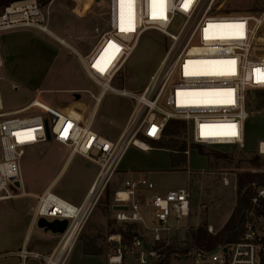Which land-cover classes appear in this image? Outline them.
<instances>
[{"label":"built area","instance_id":"obj_1","mask_svg":"<svg viewBox=\"0 0 264 264\" xmlns=\"http://www.w3.org/2000/svg\"><path fill=\"white\" fill-rule=\"evenodd\" d=\"M95 2L105 9L103 28L87 54L74 53L102 95L110 91L133 103L116 140L98 134L90 125L37 98L22 107L4 110L0 96V201L30 194L24 186L21 161L29 148L40 144L54 141L65 147L69 155L83 156L98 167L91 188L79 205L49 189L35 196L32 226L40 218L67 220V226L53 252L31 253L22 247L17 256L23 261L34 257L42 264H54L52 259L63 264L126 150L131 146L143 151L151 149L150 144L140 147L136 142L160 141L170 120L185 123L186 155L190 145L244 150V123L251 114L249 94L264 90V8L251 15L220 12L225 1L215 7L216 0ZM63 4L77 9L69 0ZM48 18V11L34 0L13 2L0 13V32L33 28L50 35ZM148 30L164 37V54L156 69L140 91L115 87L119 68ZM51 36L63 45L67 32ZM2 65L0 57V69ZM257 152L264 156L261 142ZM249 187L253 194L240 240L218 245L209 252H191L192 264H264V185L251 183ZM111 201L116 222L135 225L150 236L146 239L136 230L138 236L128 249L139 264H154L159 254L152 246L167 245L173 232L182 228L189 217L191 193L188 187L160 191L149 178H128ZM143 210L148 212L144 214ZM208 231L212 232L211 226ZM143 241L149 243V248L144 247ZM117 253L119 264V246Z\"/></svg>","mask_w":264,"mask_h":264},{"label":"rangeland","instance_id":"obj_2","mask_svg":"<svg viewBox=\"0 0 264 264\" xmlns=\"http://www.w3.org/2000/svg\"><path fill=\"white\" fill-rule=\"evenodd\" d=\"M34 1L45 12L48 11V27L52 34L71 33L74 39L68 38V42H65L81 54H86L92 49L105 18V9L100 3L95 0H69V4L77 9H68L63 4L65 0H55L46 5ZM223 1L225 3L221 6ZM218 6H221L220 12L256 15L264 8V0H216L215 7ZM176 26L177 23H174V28ZM21 31L0 32L2 49L9 42L13 50L11 61H6L4 52L2 55L0 51V57L4 61V66L0 69V96L4 110L19 108L37 98L47 105L60 108L81 123L91 119L92 130L108 139L116 140L132 109V101L108 91L96 105V98L101 94L100 87L85 74L78 56L71 49L59 44L51 35L37 31L27 35ZM261 34H264V25ZM54 53L57 57L48 65ZM163 54L164 37L155 30L146 31L114 79V86L131 92L140 91ZM260 92L256 90L249 94L248 110L251 114L244 123V150L234 146L200 145L206 150L232 155V162L227 159L217 160L207 167L206 157L199 154L196 148L190 147L184 167L172 168L170 153L164 149L154 147L149 151H141L134 146L129 147L120 160L119 169L136 168L137 173L128 174L129 176H116L115 173L112 175L104 185L102 194L81 232L89 245L101 247L107 263L105 258H98V255L86 256L75 251L69 258H66V255L63 264H110L109 259L118 256L114 243H119L121 237L119 234L110 235V230L125 227L124 224L113 220L110 204L114 192L121 186V181L137 175H149L157 190L188 187L191 193L187 221L182 228L173 232L167 245L161 244L159 250L188 246L191 232L201 225H206L207 231L208 226H211L212 232L208 231L209 233L218 231L236 204V174L264 171V167L255 169L248 163L253 155H259L257 146L264 140V106L262 109L256 108L259 101L264 99ZM178 139L186 142V133L180 134ZM142 142L152 147V142L145 139H142ZM67 156L68 150L54 141L26 151L21 161V169L25 189L30 194L0 201V264H41L40 260L34 257L23 261L17 256L22 248L19 247L20 242L26 234L25 224L30 219L32 205L36 200L32 194H39L52 186L51 190L55 194L76 201L82 198L90 182L94 181L98 167L83 156L76 155L61 170ZM261 157L264 159V156ZM238 162L239 168L236 167ZM187 170L191 172L190 176ZM57 174L59 176L56 182L50 184ZM105 200L109 201V206L101 208L100 203ZM147 212L142 211L144 214ZM136 230L146 239H150L145 230ZM39 233L41 229L36 225L30 235V250L33 249L34 242L40 241ZM190 253H171L170 263L192 264L194 258ZM121 254L119 264H139L136 255L128 248L121 250ZM162 257L163 255L159 254L158 260Z\"/></svg>","mask_w":264,"mask_h":264},{"label":"trees","instance_id":"obj_3","mask_svg":"<svg viewBox=\"0 0 264 264\" xmlns=\"http://www.w3.org/2000/svg\"><path fill=\"white\" fill-rule=\"evenodd\" d=\"M19 0H0V12L9 6L11 3ZM42 5L48 4L51 0H37ZM261 91L262 97H264V90ZM264 106V99L260 100L257 104V109H262ZM185 123L180 120H170L165 128L164 135L160 141L152 142V147L156 148H166L170 153V161L172 168H183L186 163V154L184 151L187 149L185 140L178 139V136L185 132ZM192 148H196L197 152L204 155L207 159V167H210L214 161L217 160H229L233 161V156L220 152H213L202 148L200 145H192ZM248 163L251 167L255 169H260L264 167V159L260 155H253ZM239 168V162L236 164ZM251 183H257L264 185V172L257 173H238L236 174V189H237V199L232 212L230 213L228 219L225 221L223 226L215 233H209L207 231L206 225H201L197 227L190 235V244L183 248H163L159 250L158 248L161 244H156L152 246L153 249L158 251V254H162L163 257L159 259L156 264H171L170 254L176 251H181L184 254L189 252H196L197 250H203L209 252L218 245H223L226 243H233L240 240L244 232L245 223V212L250 208V199L253 194V189L249 187ZM101 208L109 206V201H101ZM114 220V219H113ZM115 221V220H114ZM124 229L119 227L118 229H111V234H119L121 239L119 242V248L125 251L126 248L132 245L134 239L138 236L136 233L135 225L125 224ZM116 249V243H114ZM159 245V246H157ZM157 246V247H156ZM84 254L86 255H99L103 254L101 247L91 246L86 240L84 242ZM122 257V254H121Z\"/></svg>","mask_w":264,"mask_h":264},{"label":"crops","instance_id":"obj_4","mask_svg":"<svg viewBox=\"0 0 264 264\" xmlns=\"http://www.w3.org/2000/svg\"><path fill=\"white\" fill-rule=\"evenodd\" d=\"M52 1L54 2L55 0H51L50 2L52 3ZM20 30H22L21 32H23L24 34H27V35H30V33L32 32V31H37V32H39V33H42V32H40L39 30H36V29H33V28H18V29H11V30H7V31H3V32H12V31H20ZM54 33V32H53ZM42 34H44V33H42ZM44 35H46V34H44ZM54 35H56V36H58L59 34H55L54 33ZM48 36H50V35H48ZM52 37V36H51ZM52 38H54V37H52ZM74 39V37H72L71 36V33H69V32H67V36H65V41L66 42H68L67 41V39ZM55 39V38H54ZM56 40V39H55ZM80 40V39H79ZM57 41V40H56ZM58 42V41H57ZM59 43V42H58ZM60 44V43H59ZM69 45H71V44H69ZM94 45V44H93ZM72 46V45H71ZM73 47V46H72ZM74 49H76L75 47H73ZM0 51H1V54L3 55V53L2 52H4V56H5V58H7L6 59V61H8V60H10L11 61V56L13 55V50H12V48H11V46H9V42L8 43H6L4 46H3V49H2V46H0ZM76 51H78L77 49H76ZM79 52V51H78ZM88 53V52H87ZM86 53V54H87ZM83 55H85V54H83ZM56 54L54 53L53 54V56H52V59L49 61V63H48V65L51 63V62H53L55 59H56ZM1 60H2V58H1ZM2 62H3V66H4V61L2 60ZM47 65V66H48ZM81 65V64H80ZM2 66V67H3ZM1 67V68H2ZM82 67V66H81ZM83 69V68H82ZM84 71V70H83ZM14 84H15V82H13ZM18 86V85H17ZM68 91V90H67ZM102 94H100L97 98H96V105H97V103L100 101V99L102 98ZM24 106V105H23ZM22 107V106H21ZM152 148H154V147H152ZM161 149H164V150H166L167 152H169V150L168 149H166V148H161ZM250 149H252V148H250ZM150 149H148V150H145V151H149ZM141 151H143V150H141ZM76 155H73V156H71V155H69V152H68V156H67V158H66V161L64 162V164L62 165V168H61V170H63V168H64V166L66 165V164H68L74 157H75ZM92 162V161H91ZM93 163V162H92ZM120 163V162H119ZM94 164V163H93ZM61 170H60V172H61ZM188 171V174H189V176H190V174H191V172H189V170H187ZM137 172H136V168H127V169H123V170H120L119 169V165H118V167H117V171L115 172V174L114 175H116V176H118V175H126V176H129V175H134V174H136ZM129 174V175H128ZM58 176H59V174H57L54 178H53V180L50 182V184L51 183H55L56 182V180H57V178H58ZM141 177H146V178H149L150 179V176L149 175H137V177H132V179H138V178H141ZM120 178V177H119ZM119 181H121V179H119ZM122 182V181H121ZM121 182H119V184L121 183ZM91 184H92V182H90V185L88 186V188H87V190H86V192L83 194V196H82V198H80V199H77L76 201H70V200H67V201H69L70 203H72V204H74V205H79L84 199H85V197H86V195H87V193H88V189H89V187L91 186ZM122 184V183H121ZM50 187H52V186H50ZM49 188V187H48ZM48 188H46V189H48ZM43 192V191H42ZM41 192V193H42ZM41 193H39V194H41ZM39 194H32V195H34V197L36 196V195H39ZM65 199V198H64ZM35 204H36V200H35V202L33 203V205H32V207H34L35 206ZM90 217V216H89ZM88 220V219H87ZM226 221V220H225ZM87 222V221H86ZM225 223V222H224ZM223 223V224H224ZM86 224V223H85ZM223 224H222V226H223ZM26 225V234H25V236H24V240L23 241H21L20 242V248L21 247H25L29 252H31V253H39V254H49V253H51V252H53L54 250H55V248L57 247V245H58V243H59V240H60V235H58V234H53V233H51V232H49V231H45V230H43V229H41V233H39V236L41 237V238H39V240L40 241H38V242H34V245H33V249L32 250H30L29 248H28V245H29V241H30V235H31V232H32V230H33V227H35V226H32V222H31V216H30V219H29V221H27V224H25ZM85 226V225H84ZM221 226V227H222ZM220 227V228H221ZM84 228V227H83ZM219 228V229H220ZM83 230V229H82ZM82 232V231H81ZM86 241V238H84V236L83 235H81L80 234V236H79V238L72 244V246H71V249H70V251L68 252V254H67V257L66 258H69L73 253H75V251H77V253L79 252H81L82 254H84V251H83V249H84V242ZM85 255V254H84ZM86 256H88V255H86ZM98 258H100V257H103V258H105L106 259V263H107V258H106V256L105 255H103V254H99L98 256H97ZM68 262V260L66 261V263ZM41 263V262H40ZM42 264V263H41ZM70 264H72V263H70ZM73 264H77V262H74Z\"/></svg>","mask_w":264,"mask_h":264},{"label":"water","instance_id":"obj_5","mask_svg":"<svg viewBox=\"0 0 264 264\" xmlns=\"http://www.w3.org/2000/svg\"><path fill=\"white\" fill-rule=\"evenodd\" d=\"M113 208L115 209L117 207H113ZM36 225L40 229H43L45 231H49L53 234L61 235L66 229L67 220L55 219L53 221H47L44 218H40L37 221ZM143 245L146 249L149 248V243H147L146 241H143ZM116 246H118V243H116Z\"/></svg>","mask_w":264,"mask_h":264},{"label":"bare ground","instance_id":"obj_6","mask_svg":"<svg viewBox=\"0 0 264 264\" xmlns=\"http://www.w3.org/2000/svg\"><path fill=\"white\" fill-rule=\"evenodd\" d=\"M220 22H222V23H227V22H231V21H220ZM50 35H53L51 31H50ZM61 45H62V44H61ZM63 46H66V47H68L69 49H71L73 52H76V50H75L74 48H72L71 46H69L65 41H64V43H63ZM110 60H111V58H110L109 61H108V62H109V65H110V62H111ZM127 60H128V59H126L125 62L121 65V67H120L119 70H118V73H120V71L123 69V67L125 66ZM91 122H92V120L90 119V120H88V121L86 122V124L91 126ZM260 142H261V151H262V153H264V140H263V141H260ZM136 144L139 145L140 147H145V146H146V143H143V142H141V141H137ZM71 156H73V155H71ZM90 188H91V187H90ZM48 189L51 190V187H49ZM117 262H118V258H117V256H113V257H111L110 264H117ZM52 263H54V264H58V262H56V260H53V259H52Z\"/></svg>","mask_w":264,"mask_h":264},{"label":"snow or ice","instance_id":"obj_7","mask_svg":"<svg viewBox=\"0 0 264 264\" xmlns=\"http://www.w3.org/2000/svg\"><path fill=\"white\" fill-rule=\"evenodd\" d=\"M121 2L123 3L124 2V0H121ZM153 2L155 3L156 2V0H153ZM189 2H190V0H189ZM259 71V70H258Z\"/></svg>","mask_w":264,"mask_h":264}]
</instances>
